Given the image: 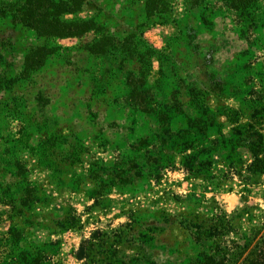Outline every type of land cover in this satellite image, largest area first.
Listing matches in <instances>:
<instances>
[{
    "label": "rangeland",
    "instance_id": "rangeland-1",
    "mask_svg": "<svg viewBox=\"0 0 264 264\" xmlns=\"http://www.w3.org/2000/svg\"><path fill=\"white\" fill-rule=\"evenodd\" d=\"M145 2L86 0L62 16L93 20L80 37L0 19V264H251L264 253V172L247 147L264 157V0L251 21L226 0H164L152 14ZM37 46L51 53L24 75ZM127 48L146 53L157 109L180 92L173 130L199 119L197 174L132 107L129 76L144 63L120 67ZM213 81L222 92L207 91ZM191 86L205 91L194 113Z\"/></svg>",
    "mask_w": 264,
    "mask_h": 264
},
{
    "label": "trees",
    "instance_id": "trees-1",
    "mask_svg": "<svg viewBox=\"0 0 264 264\" xmlns=\"http://www.w3.org/2000/svg\"><path fill=\"white\" fill-rule=\"evenodd\" d=\"M195 1L199 3L201 0H191V3ZM261 0H226L230 8L236 11H240L241 16L247 20L251 21L247 11L251 10L256 4ZM86 0H17L16 2H6L4 0L0 1V19L9 18L12 24H18L24 28L33 30L35 34L39 37L44 38H64V37H80L87 33L88 31L94 29L95 23L91 19H78V20H67L64 19L63 15L74 14L80 12L83 9V5ZM162 5H164V0H146L145 9L149 14L158 11ZM251 23L249 27H251ZM123 55L119 58L118 63L120 67H126V63L134 60L135 63H144L148 68H144V65L138 67L137 72L131 73L130 78L133 79L131 105L132 107L144 113L147 116H154L157 124L161 126L162 134L164 136L163 144L168 143L167 148L173 150L175 148L179 149V152H183V159L188 161H193L195 164H191L188 168V173L197 174V170L192 168L196 165L197 153H194L192 136L196 133L197 123L199 119L194 117L188 120L187 127L184 129H179L175 131L171 128L170 121L175 118V115H181L183 113L181 103L178 99L182 97L179 95V91H174L171 94V98L167 100L160 108H156L155 105L160 104L154 99V95L151 93L149 87L146 86V74L149 71V65L146 61V53H136L133 49L127 48L123 50ZM51 53V50L47 49L45 46H37L31 48L30 52L27 53L24 60V70L23 74L26 75L30 70L34 68H39L43 65L44 60ZM214 87L210 92H222L221 83L212 82ZM197 88L191 86V88L186 92L185 97L189 99V106L194 113L196 107H194V102L197 103L199 96L205 92L204 90L196 91ZM179 95V97H178ZM193 106V108H192ZM158 111V112H157ZM157 112L156 114H154ZM173 115V116H171ZM172 117V118H171ZM203 129L207 136V129ZM198 130V129H197ZM198 134V133H197ZM157 135V132L155 136ZM178 140V142H176ZM256 144L249 143L247 147L252 151L253 161L250 165V169L254 172L262 173L264 172V157L259 156L258 148H255ZM154 146H153V149ZM189 151V153H188ZM170 151V155L167 159L173 162V152ZM184 163V162H183ZM194 167V166H193ZM257 257V260L251 264H264L261 258L264 259V253H261ZM212 256H203L202 261H198L197 264H216L213 262ZM218 264H224L219 262Z\"/></svg>",
    "mask_w": 264,
    "mask_h": 264
}]
</instances>
